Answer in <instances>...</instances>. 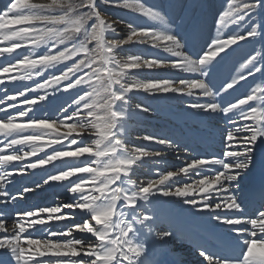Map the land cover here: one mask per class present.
<instances>
[{"label":"snow or ice","instance_id":"snow-or-ice-1","mask_svg":"<svg viewBox=\"0 0 264 264\" xmlns=\"http://www.w3.org/2000/svg\"><path fill=\"white\" fill-rule=\"evenodd\" d=\"M197 6L201 15L191 31H172L155 6L139 0H9L0 10V58L12 56L0 66V264H184L178 251L170 250L168 260L158 252L192 233L201 234L202 264H264V254L254 252L264 248V86L234 95L249 77L264 80V55L253 49L245 74L217 75L235 46L264 44V0H226L215 17V36L199 48L194 40L207 25L208 0ZM117 7L164 27L114 19L108 9ZM121 24L128 29L123 38ZM228 25L236 30L225 36ZM132 44L162 49L171 58L122 59L124 46ZM41 47L39 56L19 51ZM160 68L198 77L129 78L130 69ZM36 77L43 80L35 86L17 83ZM134 92L157 99L130 111ZM168 101L183 104L184 117L202 127L224 121L208 134L210 152L198 151L204 134L191 132L138 137L160 149L130 145L129 120ZM169 151L182 161L179 167L139 178L140 169ZM257 165L260 183L251 200L243 199L241 178ZM38 169L43 174L31 187L10 189L14 177L35 176ZM54 184L71 194L70 203L16 210L24 194ZM177 209L183 216L175 215ZM77 216L79 222L61 223ZM210 238L217 239L216 248Z\"/></svg>","mask_w":264,"mask_h":264},{"label":"bare ground","instance_id":"bare-ground-1","mask_svg":"<svg viewBox=\"0 0 264 264\" xmlns=\"http://www.w3.org/2000/svg\"><path fill=\"white\" fill-rule=\"evenodd\" d=\"M9 0H5L1 2L0 0V10H3ZM189 0H180L179 5L174 8V13L172 16V19L169 15L168 10V4L169 0H147V6H155L156 10H159L162 15L165 17V23L167 24L168 28L172 31H179L178 26L181 18L185 14V8L188 4ZM213 2V0H212ZM212 4H210V8H212ZM221 8L218 10L217 13H213V15L209 16V20L207 22V25L203 28L202 31L198 32L195 40L194 45L195 47L199 48L201 46H205L207 42L210 41V38L215 36V17L216 15L222 10L224 7L223 5L220 6ZM135 19L139 21L141 24L144 25V27H155L157 29H161L164 27V23L161 21L151 20L147 17H143L140 14H137L135 16ZM185 28L182 29V31H191L190 30V24L191 22H187ZM15 27V26H14ZM236 29L233 28V25H228L225 30L224 34L225 36L229 35ZM2 31V30H0ZM4 44L7 43V41L3 42ZM245 43L244 48H239V46H235L238 48L237 52L233 53V55L226 61L218 70V79H223L226 76H236L240 74H245L247 72V69L243 67V64L246 62L247 58L251 54H255L253 49H256V44H249L247 42ZM2 46V44H0ZM22 51V50H19ZM36 50H34L35 52ZM122 59H127L129 56L132 55H141L145 57H153V56H159L161 58H171L170 54L165 53L162 49H153L150 45H141V46H133L131 48V51H128L125 47L122 50ZM36 54V52H35ZM15 55L14 53L12 54ZM242 56L241 59L238 57ZM12 56L6 55L4 58H0V66L7 65L11 62ZM174 59V58H173ZM235 61L236 64L232 67V61ZM132 74L133 76L130 78L132 80H144V81H152V80H159L164 78H172L175 79L177 77H184V78H197L198 73H182L176 70L171 69H130L129 75ZM7 75V74H6ZM12 75H16V73H13ZM149 76V78H147ZM153 76V77H152ZM259 74H257L256 77H249L248 81H242V83L245 85L244 88H241L239 92H235V96L243 95L246 91L249 90L248 82H256L255 86H264V80H260ZM18 84H23V82H17ZM35 86V84L33 85ZM3 87V86H0ZM239 87V86H238ZM11 86L9 87V91H11ZM4 95V93H0V96ZM29 95H33V93H29ZM131 99L135 102V105L140 103H149L155 99L156 97H152L147 95L146 93H130L129 94ZM234 98V97H230ZM18 99H24L23 97H18ZM183 99V97L181 98ZM8 103H11L9 101ZM154 111L150 114H147L144 119L148 125L149 129L147 132L149 134H168V135H187L189 132H191L194 135H200L204 134L205 140L199 142L197 144L198 151L204 153V152H210L211 147L210 144L207 142L209 137V133L217 132L219 129H222L224 126V121L222 119H212L204 122L203 127L198 121L185 118L183 115L184 111V105L179 103L178 101H168L164 103H156L153 105ZM15 111V110H12ZM63 130V129H62ZM130 128L127 127V135H130ZM3 137H0V140H2ZM129 142L132 144H137L136 141H134L132 138L128 136ZM147 148L149 149H160L162 146L156 145L154 143L147 141ZM7 151H12L11 149H7ZM44 151H51V149H45ZM40 155H43L44 153H39ZM158 163L149 164L146 167L140 169L138 172V176L140 179L146 178H154L153 171L154 170H160V171H168V170H175V168L179 167L182 164L181 160H178L176 158V154L174 152L169 151L168 155L161 158H155ZM16 163V162H13ZM48 167V166H46ZM38 175L35 176H29V177H14L13 179L16 181L15 185H10V189L12 191H19L24 186L31 187L32 184L39 180L42 176V172L38 169L36 170ZM262 170L259 165L250 173L247 175V178L242 177V183H241V189L239 192V195L241 198L246 200H251L253 198L254 194V181L255 177L259 176L261 179ZM198 177L193 176L192 179H197ZM175 179H187L185 177H177ZM260 182V181H259ZM67 183V182H65ZM48 190H45V189ZM71 194L67 193L66 190H64L62 187H60L58 184H54L53 187L48 188V186H45V188L38 189L35 192H30L24 194V198L19 202V206L16 208L17 211H22L26 208L36 207V206H47V205H54L59 203H70L71 202ZM35 200L36 204L33 205V201ZM32 204V205H31ZM72 209L65 208L63 209L64 213L71 214ZM175 215L177 216H183V213L177 209L175 210ZM77 220H67L63 221L61 223H73L79 221V216L75 217ZM56 223L55 221L50 222ZM6 227H11V220L9 219L8 223H6ZM3 235V234H0ZM74 235H81L80 233H74ZM200 233H192V234H183L179 241L172 242L171 245L168 246V248L161 249L158 252V256L160 259H171L169 255V251H178L182 254V259L184 261V264H202L203 258L199 256L197 251V239L200 238ZM219 236H223L222 233L218 234ZM209 245L213 248L217 247V239L216 238H210L208 240ZM257 244H259V240L257 239ZM254 252L256 254H264V248H261L257 246L254 248Z\"/></svg>","mask_w":264,"mask_h":264},{"label":"rangeland","instance_id":"rangeland-1","mask_svg":"<svg viewBox=\"0 0 264 264\" xmlns=\"http://www.w3.org/2000/svg\"><path fill=\"white\" fill-rule=\"evenodd\" d=\"M3 1H5V0H1V2H3ZM146 1L147 0H139V2L144 3L145 6H147ZM33 2H47V0H33ZM121 3H123V0H121ZM179 3H180V0H169L168 10H169V15H170L171 19H172L174 10H175L174 8H176L179 5ZM198 3H199V0H189L188 4L186 5V8H185L186 9L185 10V14H184V16L181 18V20L179 22L180 23L179 26H178L179 27L178 28L179 31H182V29L185 28L186 24H188L187 22H191L190 30L192 29L193 25L196 23L197 19L201 15V9L197 6ZM212 3H213V5H212L213 9L210 8V4H212ZM225 4H226V0H213V2H212V0H208V5H209V7L207 9L208 20H209V16L213 15V13H217L218 10L221 8L220 6H222V5L225 6ZM137 14L138 13H134L130 9H124L123 7L109 8L108 9V15L110 17L114 18V19H117V20L123 19V20H126V21H131L137 26L144 27L143 24H141L139 21H137L135 19V16ZM15 27H22V26L17 25ZM233 28L236 29V26L233 25ZM118 33H119V36L121 38L126 37V35L128 33V29L126 28V26L124 24H121L118 27ZM242 43H244V42H242ZM255 44H256L255 52H259V53H261V55H264V44H261L260 42H256ZM133 46H141V45L132 44V45L124 46V47L128 51H131V48ZM21 50L24 51V52H28V53H31L34 50H36L35 51L36 52L35 55H37V56H39L40 54H42L45 51V49L42 48V47L41 48H36L34 50L31 49V48H25V49H21ZM238 58L241 59L242 56H239ZM235 61H237V60H233L232 61V64H231L232 67L236 64ZM45 75H48V73H45ZM129 76L131 78L133 75L130 74ZM147 78H149V76H147ZM42 80H43V77H36L33 80H31V81H24L23 84H21V85L27 84V85H32L33 86L37 81H42ZM248 85L255 86L256 82H251L250 81V82H248ZM134 106H135V102L133 100H130L129 101V110L133 111L134 110ZM127 127L130 128V131H131L130 135H127V136H129L130 138H132L134 141L137 142L136 145L132 144L131 142H129L130 145L147 147V145H146L147 141L140 140V139H138V137H141L143 135L149 134V132H147L148 129H149L148 123L144 119L142 120L141 118L134 117L131 120H129ZM146 129H147V131H146ZM38 155H40V154L38 153ZM35 158L36 157H32L31 159H35ZM48 167H50V165ZM143 179H146V178H143ZM32 203H33V205L36 204L35 200ZM74 220H77V219H74ZM161 260H166V259H161Z\"/></svg>","mask_w":264,"mask_h":264}]
</instances>
